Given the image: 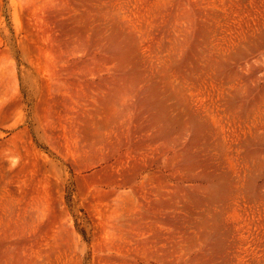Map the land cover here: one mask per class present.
<instances>
[{"label":"rangeland","instance_id":"rangeland-1","mask_svg":"<svg viewBox=\"0 0 264 264\" xmlns=\"http://www.w3.org/2000/svg\"><path fill=\"white\" fill-rule=\"evenodd\" d=\"M0 264H264V0H0Z\"/></svg>","mask_w":264,"mask_h":264}]
</instances>
